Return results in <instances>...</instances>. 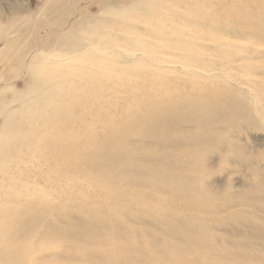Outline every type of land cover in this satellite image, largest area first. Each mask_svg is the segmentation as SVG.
<instances>
[{
    "label": "rangeland",
    "instance_id": "obj_1",
    "mask_svg": "<svg viewBox=\"0 0 264 264\" xmlns=\"http://www.w3.org/2000/svg\"><path fill=\"white\" fill-rule=\"evenodd\" d=\"M187 104L206 121L177 110ZM173 107L190 128L182 145L202 162L194 167L205 189L155 172L150 149L129 175L125 167L98 173L87 154L86 166L75 159L92 137L88 125L120 132ZM10 109L16 122L0 151V212L18 209L36 227L0 243V264H120L124 251L138 255L137 232L151 229L133 221L165 210L182 229L202 227L209 241L264 261V0H0V131ZM61 135L72 147L59 145ZM232 193L242 199L239 214L219 200ZM81 208L117 222L107 246L92 244L80 225L69 231L82 236L56 233L82 223ZM216 210L222 215L208 219Z\"/></svg>",
    "mask_w": 264,
    "mask_h": 264
},
{
    "label": "bare ground",
    "instance_id": "obj_2",
    "mask_svg": "<svg viewBox=\"0 0 264 264\" xmlns=\"http://www.w3.org/2000/svg\"><path fill=\"white\" fill-rule=\"evenodd\" d=\"M33 60L31 64L33 63ZM30 67H33V64ZM34 88L38 87L34 86ZM47 90L48 88L40 89V93L35 94V98L33 96L34 101L43 99ZM21 106H23V104ZM177 110L187 112L186 116H190V119L193 117L192 119L195 120L197 124L206 121L202 109L198 107L196 108L192 104H187L186 106L181 107L178 106ZM177 110L174 109V107L168 108V110H166L167 114L163 116L161 113L162 110L157 108V114L150 112L142 118L137 117L133 119L132 124L127 123L126 129L120 132L115 130V125H109L106 126L105 132L101 135L97 130L88 125L90 128L88 131L93 133L92 137H87L88 139L81 142V145L83 146L82 155H78L79 152L76 153L77 155L75 159L78 163L82 164L81 167L86 166L83 154H87L90 157V164L96 166L94 167L96 172L104 173L108 171L109 173H116L125 167L124 173L129 175V173H136V168H134L136 165H134L133 162H136V159L139 157L147 159L146 152L143 150L150 149L151 152H155L151 154L156 156V160L154 159L156 163L154 167L155 172L162 174L168 173L172 176V179L175 182L182 181L186 182L187 185L196 187L197 185H200L201 188L205 189L206 187L203 186V181L198 179L197 170L194 167V164L202 166V162L195 161V157L193 155L194 150L192 151L190 148L186 150V146L182 145V138H187L186 135L190 132V128L181 126L185 119L178 117L175 113ZM13 113V109L8 110L6 119L4 118V128L0 131V151L3 150L5 145L4 133L6 131H12L14 121L16 122V118H14V121L11 119L12 116H14ZM138 134H141V136H138ZM134 136L137 137L134 138ZM60 138V146H64L66 149L72 147L66 135H61ZM81 139L82 137L80 136L72 139V141L77 143V141L80 142ZM142 162L150 163L148 160H144ZM127 168L131 169L127 170ZM140 168L146 167L140 166ZM186 168H188V170H186ZM125 169L127 173L125 172ZM182 169L187 172H182ZM98 175L102 178H106L107 180L115 178L114 174H111L108 177H104L101 174ZM212 198L215 199L218 197ZM105 199L109 198L105 197ZM219 200H225L230 203L229 208L224 212L239 214L238 212L242 211L237 207V205L241 204L238 202L242 201V199L234 193ZM157 203L161 202L157 201L156 204ZM116 204L120 203L116 201ZM246 204L242 205L246 206ZM169 205L170 204L168 203L166 204V206ZM243 209L245 210V208ZM81 210H84L87 216L82 223L74 222V224L72 223L68 225L69 229L64 231L60 229L56 233H67L68 235L76 237V235L79 236L81 232H77L75 230L76 232L73 233V231L71 232L69 230L72 229V226H74L75 229V225L77 227L80 225L82 226L84 235L88 237L87 240L91 241L92 244L99 243L104 245V247L107 246V238L111 235L114 236L112 232L114 231L113 228L117 225V222L109 219V213H94L84 208H81ZM166 211L170 212L169 210L162 212L164 213ZM126 212H128V210H126ZM251 212L261 213L262 210L257 211V209H255ZM20 213L18 209L12 212L4 210L0 212V221L2 220L6 225L5 229L2 230V228H0V243H2L5 247L12 239V236H10L12 232L17 231L20 235L22 233L29 232L28 230L35 231L36 226L34 222H31L30 226H28L29 222L24 221ZM163 213L162 215H165ZM209 214L210 215L207 216L208 219H211L212 217L216 218L222 215L219 210L209 212ZM162 215H155L151 217L149 221H141L139 223H137L136 220L133 221L135 226L139 224V226L141 228L143 227V229H146L144 227H149L151 229L150 231L140 230L137 232L140 243H133L134 249H132V251L136 252L138 255L133 258L127 255V253H125L126 251H124L119 257L120 261H122L120 264H264V261L261 262L263 260L261 255L258 257L256 253L247 248L241 247L232 250L233 243L225 246V243L221 240L216 243L211 242L200 234L202 227L194 230L192 225H187L183 227L184 229H182L180 226L181 222L178 221L177 217ZM174 215L186 218L190 216L188 213H179V211H175ZM193 219L197 224H205L204 222H199V220L192 217L191 220ZM142 232H144L147 236H145ZM120 237L124 239V237L120 234L115 235L116 239H119ZM138 237L136 238L138 239ZM227 238L235 242V238L237 237L234 238L227 236ZM100 241L104 243H101ZM69 242L73 245L77 244L74 241L69 240ZM147 247H149L148 250H146ZM102 262L104 263V261Z\"/></svg>",
    "mask_w": 264,
    "mask_h": 264
}]
</instances>
